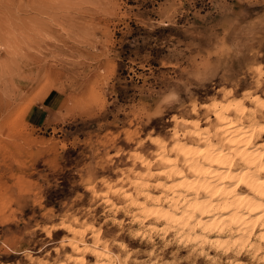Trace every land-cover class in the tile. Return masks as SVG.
Masks as SVG:
<instances>
[{
    "label": "rangeland",
    "instance_id": "obj_1",
    "mask_svg": "<svg viewBox=\"0 0 264 264\" xmlns=\"http://www.w3.org/2000/svg\"><path fill=\"white\" fill-rule=\"evenodd\" d=\"M225 90L264 97V0H0V264H69L88 225L114 264H259L132 233L100 196L212 130Z\"/></svg>",
    "mask_w": 264,
    "mask_h": 264
},
{
    "label": "bare ground",
    "instance_id": "obj_2",
    "mask_svg": "<svg viewBox=\"0 0 264 264\" xmlns=\"http://www.w3.org/2000/svg\"><path fill=\"white\" fill-rule=\"evenodd\" d=\"M202 106L211 112L212 130L198 119L186 121L190 128L181 138L175 133L169 150L160 143L156 170L146 164L129 187L107 186L101 200L137 223L129 228L132 233H171L193 248L208 245L214 255L220 251L230 260L243 251L264 264V141L256 144L264 137V97L246 91L234 96L228 90L222 99ZM189 139L191 144L185 143ZM111 219L121 222L115 215ZM85 229L92 232L94 244L67 242L69 264H89L87 255L94 260L91 264H114L109 251L98 246L94 227ZM116 245L124 249L122 243Z\"/></svg>",
    "mask_w": 264,
    "mask_h": 264
}]
</instances>
